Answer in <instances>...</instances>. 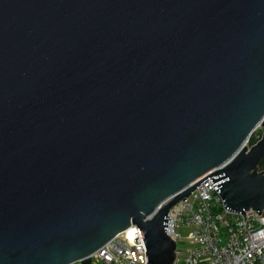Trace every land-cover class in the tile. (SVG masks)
Masks as SVG:
<instances>
[{"label":"water","instance_id":"obj_1","mask_svg":"<svg viewBox=\"0 0 264 264\" xmlns=\"http://www.w3.org/2000/svg\"><path fill=\"white\" fill-rule=\"evenodd\" d=\"M258 128L261 140L250 147ZM264 0H0V264H91L212 179L264 210Z\"/></svg>","mask_w":264,"mask_h":264},{"label":"built area","instance_id":"obj_2","mask_svg":"<svg viewBox=\"0 0 264 264\" xmlns=\"http://www.w3.org/2000/svg\"><path fill=\"white\" fill-rule=\"evenodd\" d=\"M224 203L208 178L170 211L167 234L177 244L176 264H264V210L261 215L246 212V221L243 214L229 212ZM179 228L189 230L190 244L180 263L178 246L183 237L176 232ZM132 230L133 238L119 234L91 256V264L95 259L99 264H148L142 232L137 226Z\"/></svg>","mask_w":264,"mask_h":264},{"label":"rangeland","instance_id":"obj_3","mask_svg":"<svg viewBox=\"0 0 264 264\" xmlns=\"http://www.w3.org/2000/svg\"><path fill=\"white\" fill-rule=\"evenodd\" d=\"M261 130L263 131L262 128L257 129V131H261ZM176 232L179 233L183 237L182 240H179L180 245L178 246V251H180L178 255V262L180 263V261H183L185 259L188 249L190 248V244L186 240V237L189 234V230L179 228L176 230ZM94 264H99L97 259L94 260Z\"/></svg>","mask_w":264,"mask_h":264},{"label":"trees","instance_id":"obj_4","mask_svg":"<svg viewBox=\"0 0 264 264\" xmlns=\"http://www.w3.org/2000/svg\"><path fill=\"white\" fill-rule=\"evenodd\" d=\"M263 131H255V133L252 135L250 141H249V146H254L255 144L258 143V141L262 138ZM261 170L264 171V163L260 166Z\"/></svg>","mask_w":264,"mask_h":264},{"label":"bare ground","instance_id":"obj_5","mask_svg":"<svg viewBox=\"0 0 264 264\" xmlns=\"http://www.w3.org/2000/svg\"><path fill=\"white\" fill-rule=\"evenodd\" d=\"M260 140H261V139H260ZM260 140H259V141H260ZM259 141H258V142H259ZM248 145H249V144H248ZM255 145H256V144H255ZM250 147H252V146H250ZM260 170H261V168H260ZM261 171H262V170H261ZM173 208H174V207H173ZM173 208H172V209H173ZM172 209H171V210H172ZM169 213H170V212H169ZM124 233L127 234L128 237H131V238L134 237V232H133L132 228L129 229V230H127V231L124 232Z\"/></svg>","mask_w":264,"mask_h":264}]
</instances>
